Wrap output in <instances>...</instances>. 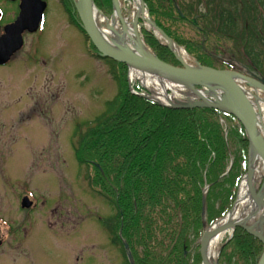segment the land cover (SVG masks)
I'll list each match as a JSON object with an SVG mask.
<instances>
[{"label":"rangeland","instance_id":"1","mask_svg":"<svg viewBox=\"0 0 264 264\" xmlns=\"http://www.w3.org/2000/svg\"><path fill=\"white\" fill-rule=\"evenodd\" d=\"M44 1L47 9L39 30L24 34L22 49L7 65L0 66V264H125L121 247L112 244L113 234L108 226L125 241V226L134 224L124 220L121 210L119 220L114 221L117 211L112 201H117V192L112 191L111 178L92 160V154H86L88 161L79 162L76 147L79 134L107 110L108 102L117 97L119 86L122 89L125 84L133 95L128 87L139 81L130 79L128 72L123 81L118 65L95 55L89 39L72 19L77 20L73 0ZM120 1L122 13L128 15L132 1ZM167 1L172 19L165 9H160L155 21L179 40L188 65L229 69L264 84V66L260 70L253 67L240 45V40L254 42L264 52L256 21L261 12L254 0L224 1L233 18L231 25L215 20L211 11L214 8L204 0H175L185 17L192 19L197 14L195 25L178 15L173 0ZM4 2L7 7L12 5L0 0L1 7ZM93 3L106 15L110 13L111 0ZM144 26V21L138 19V33L145 42L144 29L148 27ZM221 30L232 32V37L225 32V37L220 33L222 36L215 38L214 31ZM251 35L252 40L248 38ZM112 72L118 81H114ZM174 90L177 101H197L186 88ZM263 96L259 94L260 98ZM217 120L228 150L229 167L235 161L230 131L236 121L222 116H217ZM78 126L82 129L77 132ZM23 198L32 203L28 209L21 208ZM213 203L211 212H206L205 207L201 225L205 226L209 218L220 217L224 206L220 207V201ZM140 229L141 226L139 230H129L132 241L138 233L141 235ZM159 238L148 246L149 253L159 252ZM188 239L184 261L198 264L200 238L188 235ZM224 249L218 264H242L231 246ZM143 250L137 245L134 251L140 258ZM170 250L169 246L161 252L162 257ZM132 259L135 264L133 255Z\"/></svg>","mask_w":264,"mask_h":264},{"label":"trees","instance_id":"2","mask_svg":"<svg viewBox=\"0 0 264 264\" xmlns=\"http://www.w3.org/2000/svg\"><path fill=\"white\" fill-rule=\"evenodd\" d=\"M143 1L157 27L180 45L178 39L155 21L158 20L156 16L160 9H165L167 17L172 19L168 1ZM204 1L214 8L211 11L214 12L215 20L219 23L222 21L223 25L234 24L229 11L223 5L226 0L223 3L222 0H215L213 4L212 0ZM257 2L262 4L264 12V0ZM183 7L184 5L182 10ZM196 15L192 19L186 16L185 19L192 20L195 25L198 21ZM262 18L261 24L264 25V16ZM228 30L214 31V37L218 39L220 33L225 37V32L232 37L233 33ZM256 30L257 28L254 29L255 32ZM261 31L263 35L259 34L264 47V26ZM144 34L146 44L160 60L177 65L167 48L159 45L150 33ZM248 38L252 40L253 36ZM240 41L245 54L260 70L264 66V58L261 59L264 52L256 48L254 42ZM206 53L208 56V52ZM115 65L121 68L125 81L126 67ZM111 75L114 81H118L114 72ZM217 116H220L219 113L210 109L171 110L160 107L131 95L124 84L122 89L119 86L117 97L108 102L107 110L90 122L85 132L78 135V161L86 162V154H92V160H96L95 163H99L104 169L105 176L111 178L109 181L115 189L111 187L112 191L117 192V201H112L117 211L114 221L119 220L121 210L124 220L134 224L125 226L124 236L127 239L124 240L135 264H186L184 250L190 245L188 235L198 238L202 229L204 186L210 185L205 200L206 212L213 210V202L220 201V207L224 206L220 216L230 205V200L234 199V188L244 173L242 166L246 161L247 142L242 129L234 126L230 135L235 148V161L227 172L228 150ZM226 119L231 121V118ZM79 126L77 132L82 129ZM214 219L209 218L208 223H212ZM140 226L141 235L138 233L132 241L129 230H139ZM108 229L113 234L112 243L119 244L126 259L118 235L114 234L111 226ZM158 236L161 237L159 252L149 253L148 246ZM137 245L145 249L140 258L137 251H134ZM164 245L166 246L163 247ZM169 246L170 252L162 257L161 252ZM230 246L238 254L237 258L242 264H255L263 250L257 239L241 229L235 230L233 238L224 248ZM152 255L157 257L149 258ZM125 264H129L127 259Z\"/></svg>","mask_w":264,"mask_h":264},{"label":"water","instance_id":"3","mask_svg":"<svg viewBox=\"0 0 264 264\" xmlns=\"http://www.w3.org/2000/svg\"><path fill=\"white\" fill-rule=\"evenodd\" d=\"M15 1V0H11ZM114 1L112 4L114 7ZM139 1V6L142 13H145V6L142 0ZM79 8L76 6V11L79 17L80 26L86 36L88 37L96 53L110 61L125 65L127 68H139L155 73L162 79L171 80L179 83L188 88L192 93L196 94L193 86H204L207 84H213L220 87L233 103L232 106H224L222 108L209 104L205 99L198 96V102L185 108H216L220 111H224L227 114L233 116L242 126L248 144H249V161L247 165L248 176L250 170L251 153L255 154L260 161L264 164V141H262L257 133L258 122L257 115L251 107L248 98L239 84V80H243L247 85L253 88L259 87L264 92V84H259L256 80L242 76L240 74L228 71H219L211 68H205L200 66H191L185 64L174 52L172 46H176L165 34L160 31L155 24L149 19V17H141L152 29H154L162 38L161 44L175 56L176 60L181 66L176 67L165 62L160 61L153 53L152 57L145 56L141 52L134 53L132 51H117L104 43L99 35V32L95 25L94 13L98 11L95 7L93 0H78ZM19 15L14 23L4 28V34L0 36V66L7 64L15 53H17L23 46V33H34L38 30L39 24L42 20L43 12L46 9V3L42 0H21L19 5ZM140 44H142L140 42ZM178 85V84H177ZM184 106H179L183 108ZM235 204V203H234ZM32 203L23 198L21 202V208L28 209ZM242 228L248 234L256 237L263 245L264 238L256 235L250 231L243 223H235L230 229ZM216 229H209L204 234L200 242V253L202 257V247L205 239L209 238ZM231 237V236H230ZM228 238V240L230 239ZM124 248L127 252V257L130 264H134L132 255L129 251V247L126 242H123ZM220 252V249L219 251ZM202 264H207L202 257ZM216 264V263H215ZM256 264H264V250L259 257Z\"/></svg>","mask_w":264,"mask_h":264},{"label":"bare ground","instance_id":"4","mask_svg":"<svg viewBox=\"0 0 264 264\" xmlns=\"http://www.w3.org/2000/svg\"><path fill=\"white\" fill-rule=\"evenodd\" d=\"M76 6L79 8L78 1H76ZM143 16L144 13L141 12L138 0H132L131 10L128 15L122 13L121 1L115 0L113 13L110 17H106L100 11H95L94 20L102 41L113 49L126 52L132 51L134 53L141 52L145 56L152 57L153 53L138 36V19ZM172 49L183 62H186V56L182 49L177 46H172ZM128 76L130 79L138 80L149 90L155 88L153 91L151 90L152 98L161 104L179 106L185 103L177 101L174 94V89L179 83L162 79L151 71L139 68H130ZM240 84L242 85L244 82L242 81ZM168 89H172L174 93L172 95L167 94L166 91ZM195 92L197 96L217 107L222 108L233 105L230 99L228 101L225 92L216 85L207 84L204 91ZM244 92L257 115L258 136L264 141V96L263 98L259 97V94H262L263 91L261 88L256 87L252 88V90H244ZM257 183L260 184L258 191L256 190ZM235 223H243L250 231L264 238V164L253 153H251L249 174L240 183L233 208L223 219L216 223V231L205 239L203 243L202 257L207 264L216 263L215 258L218 246L231 231L230 227Z\"/></svg>","mask_w":264,"mask_h":264},{"label":"flooded vegetation","instance_id":"5","mask_svg":"<svg viewBox=\"0 0 264 264\" xmlns=\"http://www.w3.org/2000/svg\"><path fill=\"white\" fill-rule=\"evenodd\" d=\"M2 1L9 2L8 0H2ZM19 3H20V0H15L14 3H12V5H9V7H7V5H5V2H4V5L2 6L3 8L0 6V23L1 24L5 18V20H4L5 22L3 23V28L15 21V19L17 17L16 14L18 13ZM1 24H0V27H1ZM2 31H3V29H2ZM0 245H1V243H0Z\"/></svg>","mask_w":264,"mask_h":264}]
</instances>
